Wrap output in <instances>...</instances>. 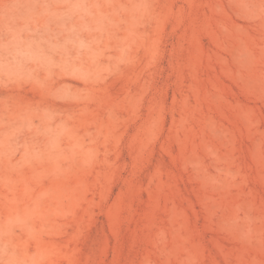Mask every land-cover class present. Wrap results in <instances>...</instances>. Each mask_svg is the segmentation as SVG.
<instances>
[{"label": "rangeland", "instance_id": "1", "mask_svg": "<svg viewBox=\"0 0 264 264\" xmlns=\"http://www.w3.org/2000/svg\"><path fill=\"white\" fill-rule=\"evenodd\" d=\"M0 264H264V0H0Z\"/></svg>", "mask_w": 264, "mask_h": 264}]
</instances>
